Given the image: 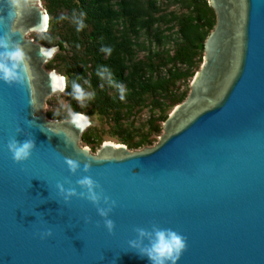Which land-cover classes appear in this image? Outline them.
Masks as SVG:
<instances>
[{"label": "water", "instance_id": "1", "mask_svg": "<svg viewBox=\"0 0 264 264\" xmlns=\"http://www.w3.org/2000/svg\"><path fill=\"white\" fill-rule=\"evenodd\" d=\"M207 4L215 24L202 63L157 143L131 151L106 141L92 154L79 145L88 126L43 115L61 82L40 53L58 47L27 36L46 11L30 0L9 15L0 0V36L12 32L31 58L23 87L0 81V264H149L129 241L153 224L186 237L177 264H264V0ZM14 137L36 145L22 164L6 147ZM65 157L91 163L87 175L116 202L112 234L88 201L64 204L56 185L85 175H70Z\"/></svg>", "mask_w": 264, "mask_h": 264}, {"label": "trees", "instance_id": "2", "mask_svg": "<svg viewBox=\"0 0 264 264\" xmlns=\"http://www.w3.org/2000/svg\"><path fill=\"white\" fill-rule=\"evenodd\" d=\"M41 1L51 21L50 39H40L45 46L58 47L49 63L67 78L63 93L72 112L111 117L118 123L133 109L149 107L148 132L137 141L127 134L120 144L128 149L150 145L149 137L160 133L167 110L187 96L176 93L178 84L192 79L193 69L202 63L203 43L215 24L207 0ZM169 6L177 10L168 12ZM81 12L85 27L77 31L73 13ZM104 48L111 53L101 51ZM101 67L110 70L113 83L107 74L105 79L97 75ZM74 80L94 91V100L82 106L72 99ZM88 127L81 135L87 145L95 137Z\"/></svg>", "mask_w": 264, "mask_h": 264}, {"label": "clouds", "instance_id": "3", "mask_svg": "<svg viewBox=\"0 0 264 264\" xmlns=\"http://www.w3.org/2000/svg\"><path fill=\"white\" fill-rule=\"evenodd\" d=\"M7 2L12 10L9 15L17 16L26 9L30 0H7ZM83 17L84 13L82 12L79 16L73 13L72 22L75 24L77 31H81L85 27ZM60 19L66 18L61 17ZM50 21V16H43L41 22L32 27V31L38 33L42 39H50L47 35ZM0 22H2V19H0ZM12 35L13 33L11 32V34L5 33L3 36H0V81L8 86L18 85L23 87L30 73L31 58L20 43L13 41ZM101 51L107 54L111 53L110 48H104L101 49ZM55 52V48H42L40 54L45 59H51ZM105 74H107L109 83H113L109 69L101 67L97 72V75L100 76L101 79L106 78ZM51 79L64 82L60 84L56 90L61 92L66 90V77L52 74ZM117 87L121 90L123 89L122 85H117ZM70 95L72 99L76 100L82 106L95 98L94 91L85 90V88L75 80L71 83ZM69 112L70 122L73 126L83 129L86 124H90L89 118L82 113L72 112L70 107ZM53 115H58V113H53ZM21 131L22 130L18 128L17 134H20ZM66 141L71 143L68 139H66ZM6 147L11 154L13 162L22 164L31 157L36 145L31 137L26 138L22 142L14 137L8 141ZM87 160H89V158H86V161ZM64 164L70 175L74 176L79 171L85 173V175L77 179L76 187H72L71 182L67 180L64 183L69 184L68 188H65L64 184L61 183L56 185L57 192L62 197L64 204H68L72 198L88 201L96 209L97 215L103 220L104 228L109 234H112L115 224L113 220L109 219V214L116 206V202L110 200V198L104 194L101 185L93 180L90 175H87V173L91 171V163L85 162L81 168L79 160L65 157ZM77 188L80 189L79 192H77ZM85 222L88 221L86 220ZM134 232L136 233V239L129 241V250L135 252L141 258H147L149 264H177L182 254L187 250L186 237L170 228H161L153 224L151 230L135 228ZM51 235L52 231L49 229L41 234V238L50 237Z\"/></svg>", "mask_w": 264, "mask_h": 264}, {"label": "rangeland", "instance_id": "4", "mask_svg": "<svg viewBox=\"0 0 264 264\" xmlns=\"http://www.w3.org/2000/svg\"><path fill=\"white\" fill-rule=\"evenodd\" d=\"M39 4L44 9L43 2L41 0H39ZM173 10H177V8L170 7V6L167 7L168 12L173 11ZM27 37L32 39L35 43L42 44L39 34L30 33L28 34ZM142 55L143 53L140 54V56ZM50 60H48V62L44 65V68L47 71L54 70L56 71V73L61 75L58 69H51L52 66H54V64L50 65L49 63ZM198 69L199 68L193 69L194 75L198 71ZM192 79H187L186 81L179 83L176 93L180 94V93L186 92L188 94L189 86H190ZM173 108L174 106H171L167 110V114H169ZM42 110H43V115L46 117V119L51 120V121H54L52 117L53 113H58L60 117L65 118V119H59L57 121L70 119L69 106H68L67 101L64 98V93L61 91L55 92L51 96H49L45 100ZM149 116H150L149 107L133 109L131 114L128 117L122 118V120H120L118 123H116L114 119L111 117L104 118L98 115H93L91 117L87 116L90 121L88 129H90L91 134L95 136L93 137L94 141L93 143L87 145L83 143L80 139L79 145L81 147L88 148L92 154H95L97 153V150L102 143L106 141H110V142H113L114 144H120L121 137L126 136L127 134L131 137L130 138L131 141H137L138 139H140L142 135H145L149 130V124H148ZM159 124L161 125L160 133L150 136L149 139L152 141V143L144 147H152L157 143L159 136L163 133L162 123H159ZM98 143L99 145H97ZM144 147H140L137 149H129V150L131 151L141 150Z\"/></svg>", "mask_w": 264, "mask_h": 264}, {"label": "bare ground", "instance_id": "5", "mask_svg": "<svg viewBox=\"0 0 264 264\" xmlns=\"http://www.w3.org/2000/svg\"><path fill=\"white\" fill-rule=\"evenodd\" d=\"M36 34V33H35ZM59 76H61V75H59ZM63 82H61V84H62ZM86 126H89V124H86ZM117 145V144H116Z\"/></svg>", "mask_w": 264, "mask_h": 264}]
</instances>
